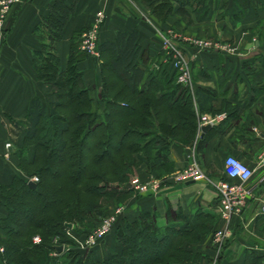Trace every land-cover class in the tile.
Masks as SVG:
<instances>
[{"label": "crops", "instance_id": "1", "mask_svg": "<svg viewBox=\"0 0 264 264\" xmlns=\"http://www.w3.org/2000/svg\"><path fill=\"white\" fill-rule=\"evenodd\" d=\"M49 1L21 0L12 5L0 31L2 185L9 184L14 174L25 177L17 168L18 146L25 131L30 101L36 98L47 106L54 100L49 85L37 80L31 65L32 52L40 49L41 44L33 28L46 15ZM62 2L71 12L61 29V38L53 44V52L58 67L64 69L70 47L77 51V69L90 99V112L103 109L99 98L101 64L98 51L97 56H82L77 44L80 32L92 23L97 13L103 15L97 42L111 40L116 31L135 32L142 67L147 63L155 67L156 62H161L167 75L175 74L171 56L160 43L168 31L173 33L171 41L187 62L189 84L185 87L193 94L192 105L196 110L193 137L184 143L171 138L160 139L153 146L154 150H166L165 172L159 174L149 168L146 160L137 165V178L143 182L156 181L159 184L156 191L135 195L130 185L125 186L127 182L114 189L115 193L107 200L122 202L123 212L119 218L122 223L132 221L141 211L152 216L157 229L182 223L185 230L195 231V240L181 242L185 250L198 254L195 264L215 260L218 264H242L246 249L260 255L264 261V214L259 211L264 201V165H257V155L264 146V0H192V8L186 10V14L171 11L164 20L155 19L143 0ZM205 39L229 43L232 50L200 48L194 43V40ZM197 88L208 95L202 105L198 102ZM167 121L170 123L168 117ZM205 124L209 127L201 133L200 126ZM6 141L13 150L4 158L1 154ZM32 151L33 146H28L29 158ZM227 154L246 163L253 172L243 184L250 190L243 207L225 224L216 211L215 183L224 178L222 162ZM189 161L197 164L203 179L183 183L165 179ZM5 216L6 211L0 205V235L11 226ZM199 223L205 226L202 231L197 229ZM222 226H225V235L217 253L211 234ZM71 234L81 237L80 233ZM120 249L113 232L87 250L98 261ZM59 252L55 251L57 257ZM129 263V259L124 258V264ZM167 264L185 263L171 261Z\"/></svg>", "mask_w": 264, "mask_h": 264}, {"label": "trees", "instance_id": "2", "mask_svg": "<svg viewBox=\"0 0 264 264\" xmlns=\"http://www.w3.org/2000/svg\"><path fill=\"white\" fill-rule=\"evenodd\" d=\"M143 1L158 20L171 11L184 15L192 8V0ZM70 12L62 0H50L46 15L33 28L41 44L32 52L31 65L36 78L51 86L54 100L47 106L36 98L30 101L17 165L25 177L14 174L9 184H0V205L6 211L5 220L11 224L0 235V264H65L63 256L67 264H77L75 252L65 249L50 259L48 251L53 244L49 237L57 235V244L70 245L64 223H75L71 230L83 233L80 223L88 218L86 214L94 215V221L101 214L100 204L92 198L108 194L98 187L99 183L116 180L124 185L132 169L144 160L149 161V168L163 173L168 165L166 150H154L153 146L160 139L184 143L193 137V94L175 83L174 73H165L163 63L156 62L155 67L151 63L140 65L142 57L135 32L116 31L111 40L96 41L103 109L90 112V99L77 69V51L70 47L64 69L58 67L53 52ZM196 90L202 105L208 95L201 88ZM28 146H33L30 158ZM32 175L37 176L34 188L26 184V177ZM38 202L41 205L33 214ZM21 214L23 221L18 218ZM91 224L90 221L86 226ZM204 227L199 223L197 229L202 231ZM35 230L40 231L39 244L30 240ZM113 232L120 251L93 263L85 260V264H124V258L129 259V264H195L198 260L197 253L181 247L182 241L195 240L194 230H185L182 223L157 229L146 211L130 222L118 219ZM157 247L162 249L158 255L146 260L137 257L143 251L155 254ZM86 256L88 259L89 253ZM242 264L264 261L246 249Z\"/></svg>", "mask_w": 264, "mask_h": 264}, {"label": "built area", "instance_id": "3", "mask_svg": "<svg viewBox=\"0 0 264 264\" xmlns=\"http://www.w3.org/2000/svg\"><path fill=\"white\" fill-rule=\"evenodd\" d=\"M21 0H0V31L3 29L4 21L7 13L12 5L19 3ZM103 15L97 13L92 23L84 28L80 34L77 44V49L79 52L84 53L87 56H97L96 41L98 36V30L100 24L102 23ZM173 38V33L168 31L166 35L161 37V48L165 53L170 54L173 68L175 69L174 80L176 83L183 86L189 84V71L187 62L181 54L178 47H176L171 39ZM194 43L200 48L206 49H220L226 52L232 50L231 46L227 43L208 42L205 40H194ZM213 121V119H211ZM264 143V138H263ZM10 145L9 141H6L4 146L7 148ZM257 165H264V146L262 150L257 155ZM222 172L224 175L223 179L218 180L215 183L216 190V211L218 217L225 223L231 219L232 216L237 215L241 208L243 207L247 196L249 195V189L244 187V182L247 181L252 175L253 168L249 167L246 163L239 160L237 157L227 154L223 158L222 162ZM204 176L200 172L197 164L194 161H189L184 167L173 171L165 179L171 180L174 183H183L189 180L195 181L203 179ZM231 179H237V182L231 181ZM32 182L36 180L33 176L28 179ZM135 191L139 193L144 192H154L159 187L156 181H140L136 177L129 178L127 181ZM122 208H118L115 214L118 216ZM261 214H264V201L260 205L259 209ZM115 215L100 219L102 222L101 228L92 229L89 232L87 238L80 243L83 248H90L94 243L101 240L103 234L109 230L110 225L113 223ZM225 226L215 229L211 234V241L215 244L217 253L221 250V239L225 235Z\"/></svg>", "mask_w": 264, "mask_h": 264}, {"label": "rangeland", "instance_id": "4", "mask_svg": "<svg viewBox=\"0 0 264 264\" xmlns=\"http://www.w3.org/2000/svg\"><path fill=\"white\" fill-rule=\"evenodd\" d=\"M167 17V16H166ZM164 20V19H163ZM205 41H208V42H210V43H212L213 41L212 40H209V39H205ZM215 42V41H214ZM217 42H219V43H222V42H220V41H217ZM226 43V42H225ZM174 44V43H173ZM229 46H231L229 43H227ZM175 45V44H174ZM176 46V45H175ZM176 47H178V46H176ZM85 56H87V55H85ZM38 80V79H37ZM39 81H41V80H39ZM43 84H45V85H49V84H46V83H44L43 81H41ZM49 87H50V89H51V91H52V93H53V90H52V88H51V86L49 85ZM4 144H5V142H4ZM4 144H3V148H4V151H3V153L1 154V156L2 157H4V158H6V157H8V155L10 154V151L11 150H13V146L11 145V143H10V145L7 147V148H5V146H4ZM20 147H21V145H19L18 146V148L20 149ZM83 152H84V148H83ZM59 162V161H58ZM137 167V166H136ZM136 167L135 168H133L132 169V171L130 172V174L128 175V177H127V181L129 180V178H132V177H136L137 178V176H136V174H135V170H136ZM33 176H35L36 177V180H37V176L36 175H32V176H28V177H26V179L28 180V179H30L31 177H33ZM110 179H113V178H111L110 177ZM35 180V181H36ZM34 181V182H35ZM121 186V182H118V181H116V180H113V181H107V182H104V183H99L98 184V187L100 188V189H102L103 191H106V193L108 194V195H106V196H110V195H113L114 193H115V188H117V187H120ZM135 191V190H134ZM139 192L138 191H135V195H137ZM106 196H101V197H98V198H96V200H94V198H92V200L93 201H97V203H99L100 204V210H101V214L99 215V216H97V220H93L92 218L94 217L95 218V216L94 215H91V214H86L87 215V217L88 218H86L83 222H81L80 224H81V226H83L82 228H84L83 230H85V232H83V233H80L81 234V237L80 238H76V237H74L71 233H73V231L71 230V227H72V225L73 224H75V223H73V224H71L70 223V227H66L65 226V223H69V222H65L64 223V226L67 228V230H65V232H64V235H66L67 237H69V239H71V244L69 245V244H67V245H65V246H63L62 244H57V241L59 240V238H58V236L57 235H53V236H51V237H49V242H51L52 244H53V249H51V250H49L48 251V257L50 258V259H55L56 257H57V254L55 253V249H54V246H56V245H61V249L63 248V249H65V250H69V251H74L75 252V261H76V263L77 264H85V260H87V262L88 263H93L94 262V260H95V258H93L91 255L89 256V258L88 259H86L88 256H86L87 255V253H89V251L86 249V248H83V247H81L80 246V243H82L86 238H87V236H88V234H89V232L90 231H92V229H94L95 227H96V229H98V228H101V226H102V222H100V219L102 220L103 218H106V217H109V216H111V215H115V219H114V221H113V223L110 225V227H109V230L108 231H106L104 234H103V236L101 237V239H104V238H108V237H110L111 236V234L113 233V227H114V225L116 224V222L118 221V219L121 217V214H122V212H123V204H122V202L118 199H113V201L112 202H109L107 199H108V197H106ZM117 200V201H116ZM121 202V203H120ZM36 205V207L34 208V209H32L33 210V214H35L36 213V210L38 209L37 207L38 206H40L41 204H39V202L38 203H36L35 204ZM122 208V210L120 211V214L117 216L116 214H115V212H116V210L118 209V208ZM23 214H21V215H19L18 216V218H19V220L20 221H23V216H22ZM99 218V219H98ZM31 219V218H30ZM92 220L94 221V222H92ZM91 221V223L93 224H91V225H89V226H86V224L87 223H89ZM77 226V225H76ZM78 227V226H77ZM35 234L34 235H32L31 237H30V240H31V242L33 243V244H39V242L41 241V236L38 234V233H40V231L39 230H35ZM76 233H77V231H76ZM190 240H192V239H189V241ZM100 241V240H99ZM99 241H97L96 243H94L90 248H92V247H94ZM2 249L0 248V251H1ZM161 247H157V251L155 252V254H151V253H148V252H145V251H143L142 253H139L138 255H137V257L139 258V260H146L147 258H149V257H151V256H155V255H158L160 252H161ZM61 251V250H60ZM80 252V253H79ZM92 257V258H91ZM90 258L93 260V261H91L90 260ZM62 261H66V263L65 264H67V259H66V257H64L63 256V258L61 259ZM95 261H97V260H95ZM154 264H158V263H154ZM159 264H167V263H159ZM208 264H218L217 262H216V260L215 261H212V262H210V263H208Z\"/></svg>", "mask_w": 264, "mask_h": 264}, {"label": "water", "instance_id": "5", "mask_svg": "<svg viewBox=\"0 0 264 264\" xmlns=\"http://www.w3.org/2000/svg\"><path fill=\"white\" fill-rule=\"evenodd\" d=\"M208 127H209V125H207V124L200 126L201 133L204 132ZM201 133H200V136H201ZM187 182H191V180H189ZM26 184L30 188H34V186H35V183L30 181V180H27ZM125 186H128V183H126ZM65 226L70 227V223H65ZM54 249H55V251L59 252L61 250V245L54 246Z\"/></svg>", "mask_w": 264, "mask_h": 264}]
</instances>
